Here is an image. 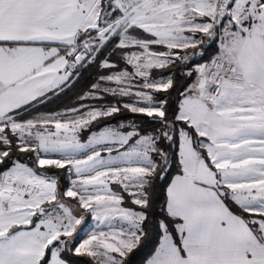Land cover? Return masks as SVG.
I'll use <instances>...</instances> for the list:
<instances>
[{"label":"snow or ice","instance_id":"snow-or-ice-1","mask_svg":"<svg viewBox=\"0 0 264 264\" xmlns=\"http://www.w3.org/2000/svg\"><path fill=\"white\" fill-rule=\"evenodd\" d=\"M74 257L264 264V0H0V264Z\"/></svg>","mask_w":264,"mask_h":264},{"label":"rangeland","instance_id":"rangeland-1","mask_svg":"<svg viewBox=\"0 0 264 264\" xmlns=\"http://www.w3.org/2000/svg\"><path fill=\"white\" fill-rule=\"evenodd\" d=\"M95 221L90 217L86 216L85 221L78 228L77 235L80 239L86 238L87 234L90 233L95 227Z\"/></svg>","mask_w":264,"mask_h":264},{"label":"trees","instance_id":"trees-1","mask_svg":"<svg viewBox=\"0 0 264 264\" xmlns=\"http://www.w3.org/2000/svg\"><path fill=\"white\" fill-rule=\"evenodd\" d=\"M84 259V258H78V257H74L72 260V264H78V261Z\"/></svg>","mask_w":264,"mask_h":264}]
</instances>
